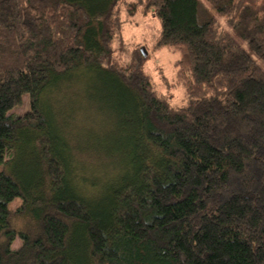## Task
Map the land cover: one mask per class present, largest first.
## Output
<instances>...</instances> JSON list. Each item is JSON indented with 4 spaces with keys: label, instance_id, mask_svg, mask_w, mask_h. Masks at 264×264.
<instances>
[{
    "label": "trees",
    "instance_id": "16d2710c",
    "mask_svg": "<svg viewBox=\"0 0 264 264\" xmlns=\"http://www.w3.org/2000/svg\"><path fill=\"white\" fill-rule=\"evenodd\" d=\"M205 1L248 51L198 0H0V264H264V0ZM122 4L179 53L180 106Z\"/></svg>",
    "mask_w": 264,
    "mask_h": 264
},
{
    "label": "rangeland",
    "instance_id": "374dc122",
    "mask_svg": "<svg viewBox=\"0 0 264 264\" xmlns=\"http://www.w3.org/2000/svg\"><path fill=\"white\" fill-rule=\"evenodd\" d=\"M132 2L134 0H127ZM201 5L206 8L209 13L220 23V25L228 31L233 37H237L234 31H232L227 25L226 21L210 7V5L205 0H198ZM119 14L122 24V37L124 43L126 44V54L128 58L133 53L134 49L140 51L144 49L146 52L144 69L147 74L151 77L152 83L158 93L170 96V101L173 106H180L184 103V86L179 82L177 78V67L175 66V61L179 58V53L171 51L167 48L155 49L154 43L159 34V23L156 18L153 17L151 12H145L143 7H140L134 16H129L127 14V7L122 4L119 7ZM238 38V37H237ZM239 43L242 47L248 51V47L242 40L238 38ZM135 51V50H134ZM141 54V52H140ZM261 68L264 70V65L259 60L257 61ZM94 92L97 93V99L92 101L96 107L98 104L106 110L105 113H110L112 107H116L118 104V99L115 94H110L109 91L102 89L101 86L95 84ZM86 88V87H84ZM94 94V93H93ZM62 101L67 99V95L64 92L59 94ZM26 102H24L15 107L10 113L12 115H19L26 109ZM93 113L92 111H90ZM116 130L119 128L115 126ZM77 128L76 131H80ZM81 135V131H80ZM20 203V200L14 199L9 207L13 210ZM21 242L18 238L14 240L11 247L16 249L20 246Z\"/></svg>",
    "mask_w": 264,
    "mask_h": 264
},
{
    "label": "water",
    "instance_id": "95a60500",
    "mask_svg": "<svg viewBox=\"0 0 264 264\" xmlns=\"http://www.w3.org/2000/svg\"><path fill=\"white\" fill-rule=\"evenodd\" d=\"M140 50H141L143 56H146V52L144 51V49L142 48V49H140Z\"/></svg>",
    "mask_w": 264,
    "mask_h": 264
}]
</instances>
